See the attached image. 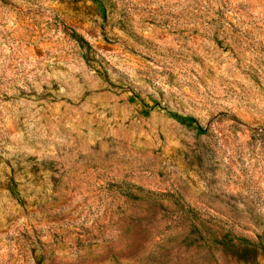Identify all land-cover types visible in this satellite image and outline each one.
Instances as JSON below:
<instances>
[{
    "label": "rangeland",
    "instance_id": "rangeland-1",
    "mask_svg": "<svg viewBox=\"0 0 264 264\" xmlns=\"http://www.w3.org/2000/svg\"><path fill=\"white\" fill-rule=\"evenodd\" d=\"M0 264H264V0H0Z\"/></svg>",
    "mask_w": 264,
    "mask_h": 264
}]
</instances>
